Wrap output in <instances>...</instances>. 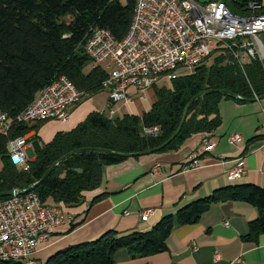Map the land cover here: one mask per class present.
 I'll use <instances>...</instances> for the list:
<instances>
[{
	"label": "trees",
	"instance_id": "trees-1",
	"mask_svg": "<svg viewBox=\"0 0 264 264\" xmlns=\"http://www.w3.org/2000/svg\"><path fill=\"white\" fill-rule=\"evenodd\" d=\"M222 2L232 12H238L250 2L260 4L259 0ZM134 5L135 0H0V111L12 120L41 89L59 77H65L80 93L79 102L107 91L103 87L107 70L90 60L84 45L96 30H106L114 41H121L130 25ZM260 13L264 14V9ZM243 41L244 38H238L216 43L192 73L161 75V78L168 76L169 86L156 87L157 81L153 83L154 101L140 116L89 113L74 128L57 132L48 143L42 144L26 167L11 165L6 143L37 130L43 121L13 124L8 137H0V193L29 188L58 162L31 193L45 204L65 209L79 206L84 201L83 193L99 187L103 167L120 164L127 159L126 155L163 144L174 133L187 104L196 95L221 90L235 95L234 100L239 103L262 96V61L256 55L252 58L245 55ZM221 98L229 99L207 93L191 102L178 134L158 153L177 151L193 135L211 134L220 125ZM153 127L157 133H143V129ZM83 148L111 153L86 151L62 159ZM4 199L7 198L0 201ZM226 201L243 202L255 208L257 215L248 223L243 236L255 242L264 233V190L255 184L243 183L222 187L194 200L178 208L174 216L162 217L148 230L125 235L108 231L95 240L55 253L44 264H113L119 250L126 251L130 259L162 253L175 227L197 223L212 205Z\"/></svg>",
	"mask_w": 264,
	"mask_h": 264
},
{
	"label": "crops",
	"instance_id": "crops-1",
	"mask_svg": "<svg viewBox=\"0 0 264 264\" xmlns=\"http://www.w3.org/2000/svg\"><path fill=\"white\" fill-rule=\"evenodd\" d=\"M259 2L264 9V0ZM258 40L264 50V33ZM126 95L129 101L115 103L113 115L106 108L107 91L83 98L70 107L66 122L44 121L37 130L27 133L29 143L25 151L32 146L36 153L57 132L74 128L91 112L110 117L140 116L154 101L152 87L144 92L129 87ZM256 99L239 103L229 98L234 101L232 104L219 103L220 125L208 138L214 146L201 157L202 135H193L177 151L127 158L120 164L103 167L99 187L83 193L81 205L66 209L73 223L56 229L32 258L44 264L55 253L95 240L108 231L125 235L148 230L162 217L174 216L178 208L228 185L255 184L264 190V98ZM229 134H238L241 141L229 145ZM256 136L257 139L248 142ZM193 155L199 157V166L186 169ZM237 158L241 159L244 174L228 181L226 172ZM95 198L98 199L92 201ZM144 210L151 212L146 221H141L138 213ZM256 215L255 208L243 202L214 204L197 223L175 227L165 241L166 251L130 259L126 251L119 250L113 264H264V233L255 242L243 237Z\"/></svg>",
	"mask_w": 264,
	"mask_h": 264
},
{
	"label": "built area",
	"instance_id": "built-area-1",
	"mask_svg": "<svg viewBox=\"0 0 264 264\" xmlns=\"http://www.w3.org/2000/svg\"><path fill=\"white\" fill-rule=\"evenodd\" d=\"M260 10L261 5L256 2L234 13L222 1L135 0L130 25L121 41H114L106 30H96L84 45L90 60L107 70L103 87L108 92L109 115L114 114L115 103L129 101L126 95L129 87L144 92L163 74H173L179 69L192 73L216 43L244 38L245 55L251 58L256 55L263 61L264 50L258 40L264 33V14ZM80 96L65 77H59L41 89L12 120L0 111V137H8L12 125L17 123L66 122L70 107ZM143 133L155 134L157 128L143 129ZM210 135L200 139V157L214 146L208 141ZM240 141L238 134L227 136L229 145ZM28 143L26 136L7 141L5 150L12 166L26 167ZM198 159L193 155L186 169L197 168ZM243 174L241 159L237 158L227 170L226 178L233 181ZM150 212H139L141 221H146ZM72 223L64 207L42 203L31 192L1 200L0 261L40 264L32 258L35 250L46 243L56 229Z\"/></svg>",
	"mask_w": 264,
	"mask_h": 264
},
{
	"label": "water",
	"instance_id": "water-1",
	"mask_svg": "<svg viewBox=\"0 0 264 264\" xmlns=\"http://www.w3.org/2000/svg\"><path fill=\"white\" fill-rule=\"evenodd\" d=\"M262 65H263V68H264V61H262ZM207 93H216V94H220L222 96H226L228 98H231V99H237V97L231 93H228V92H225V91H221V90H215V91H204V92H201L200 94L196 95L194 98H192L190 100V102L187 104L185 110L183 111V114L181 116V119H180V122L176 128V130L174 131V133L163 143L161 144L160 146L154 148V149H151V150H148V151H144V152H141V153H136V154H132V155H126L127 158H133V157H139V156H143V155H149V154H154V153H158L160 152L170 141H172L175 136L178 134L181 126H182V123L185 119V116H186V109L188 107V105L197 100L198 98L202 97L203 95L207 94ZM262 98H264V94L260 97H258L256 100H261ZM86 151H90V152H97V153H102V154H110L111 152L107 151V150H103V149H98V148H83V149H79V150H76V151H73L69 154H67L66 156H64L62 159L66 158V157H69L70 155H73L75 153H79V152H86ZM61 161V160H59ZM58 163V162H57ZM55 163L49 170L48 172L42 177V179L33 184L32 186H30L29 188L25 189V190H22V191H19V190H10V191H6V192H1L0 193V198H8V197H12V196H16V195H23V194H26V193H29L31 192L49 173V171L57 164Z\"/></svg>",
	"mask_w": 264,
	"mask_h": 264
},
{
	"label": "rangeland",
	"instance_id": "rangeland-1",
	"mask_svg": "<svg viewBox=\"0 0 264 264\" xmlns=\"http://www.w3.org/2000/svg\"><path fill=\"white\" fill-rule=\"evenodd\" d=\"M186 71L184 70V69H179V70H177L175 73H179V74H183V73H185ZM175 73H174V75H175ZM169 79H168V76H164V77H160L158 80H157V82L155 83V86L156 87H161V86H165V87H167V86H169V81H168ZM222 101V104H225V103H227V104H232L234 101L233 100H231V101H229L228 99H224V98H221V100H220V102ZM219 102V103H220ZM219 106V105H218ZM218 110H219V107H218ZM47 121H52V120H47ZM44 122V121H43ZM25 155H26V164H27V162H29L30 160H31V157L32 156H35V151H34V149H33V147L32 146H29L28 147V149L25 151ZM1 165H2V161H1V158H0V168H1ZM0 263H3V262H1L0 261Z\"/></svg>",
	"mask_w": 264,
	"mask_h": 264
},
{
	"label": "bare ground",
	"instance_id": "bare-ground-1",
	"mask_svg": "<svg viewBox=\"0 0 264 264\" xmlns=\"http://www.w3.org/2000/svg\"><path fill=\"white\" fill-rule=\"evenodd\" d=\"M264 61V60H263ZM80 100V99H79ZM79 102V101H78ZM76 104V103H75ZM230 135V134H229Z\"/></svg>",
	"mask_w": 264,
	"mask_h": 264
}]
</instances>
